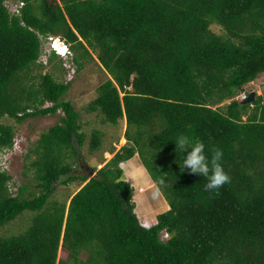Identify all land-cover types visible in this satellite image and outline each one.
<instances>
[{
  "label": "trees",
  "instance_id": "1",
  "mask_svg": "<svg viewBox=\"0 0 264 264\" xmlns=\"http://www.w3.org/2000/svg\"><path fill=\"white\" fill-rule=\"evenodd\" d=\"M17 1L0 0V149L16 137L3 118L64 115L31 150L35 189L13 195V177L0 169V228L35 213L26 232L0 236V264H264V94L236 98L264 73V0H19L20 14L9 9ZM49 36L69 44L79 68L96 52L110 77L88 111L112 124L126 118V144L90 175L64 159L77 160L87 138L65 99L71 82L51 72L28 80L44 66ZM180 132L223 149L231 183L219 194L180 171L172 140ZM101 136L93 131L91 149ZM137 154L170 206L150 227L122 168ZM77 181L69 201L51 200L58 184Z\"/></svg>",
  "mask_w": 264,
  "mask_h": 264
},
{
  "label": "rangeland",
  "instance_id": "2",
  "mask_svg": "<svg viewBox=\"0 0 264 264\" xmlns=\"http://www.w3.org/2000/svg\"><path fill=\"white\" fill-rule=\"evenodd\" d=\"M11 8L13 11V9L19 7H15V4H13ZM212 28L218 33L224 32L222 27L217 24L212 25ZM43 45L44 49H46V44L44 42ZM62 58L55 57L52 61H49L48 56V63L45 64L44 60L47 59V56L42 57L41 62L44 66L42 69L34 66L33 69L30 70L28 80L35 81L36 75L41 72H51L57 80L71 82L70 89L65 95V99L72 101L75 108L80 112L81 131L83 130L86 132L87 138L85 143L81 146V155L77 160L72 156L70 158L64 156V159L65 162H71L74 167H76L77 164L79 165L76 169V173L90 175L92 171L91 168H100L113 157L111 153L113 149L118 150L126 144L127 139L125 137V131L127 122L126 118L120 119L118 124L104 122L102 114L88 111L89 104L96 99L100 93L101 84L110 77L97 59L96 52H93L91 58L85 57L83 59L85 64L82 68H79L77 63L72 61L71 56L69 59ZM248 84H250V86L248 85L247 88H250L251 91H256V98L258 95H263L264 73L260 74L254 81ZM244 93L245 92L242 90L239 91V96H236V98L241 99V95ZM232 99H229L225 103H229ZM51 104V102H47L44 107ZM63 115V111L59 109L55 114L28 118L20 123L8 117L1 120L3 123L14 125L16 129L13 148L0 149V169L6 170L12 175L13 178L9 182V187L13 195H16L20 186L24 184H28L31 190L35 189L34 171L33 169H28L31 161L36 157V154L32 153L31 150L36 147L41 134L46 132L51 126L60 123ZM95 129L102 132V142L97 149H91L90 142L92 133ZM28 154L32 155V157H27ZM122 168L124 169L127 179L135 188L134 200L136 203V212L140 221L145 226L154 225L157 223L158 214L170 208L165 196L157 184L152 180L138 154L129 159V161L122 163ZM79 182L81 181L58 184L51 200H57L59 202L69 201V197L77 191L81 185ZM34 216V212L25 211L15 220L2 226L0 228V236H13L26 232L29 230ZM66 254L64 249L61 248L59 257L65 258L67 257ZM80 256L82 259H87L89 253L83 250Z\"/></svg>",
  "mask_w": 264,
  "mask_h": 264
},
{
  "label": "clouds",
  "instance_id": "3",
  "mask_svg": "<svg viewBox=\"0 0 264 264\" xmlns=\"http://www.w3.org/2000/svg\"><path fill=\"white\" fill-rule=\"evenodd\" d=\"M21 1L13 2L20 3ZM9 7V6H8ZM12 11V9L9 7ZM14 13V12H13ZM16 13V12H15ZM20 14V13H17ZM51 41L48 39L46 44V49L42 52L41 58L46 57L44 63H48V56L52 54V52L56 53V50L50 49ZM68 44V43H67ZM69 45V44H68ZM66 55H60L61 57L70 58L72 55V51L70 49ZM40 58V61H41ZM248 94H242L241 99L243 100ZM176 145V152L179 155V165L180 171H188L190 174H194L202 177L206 180L204 184L203 190L210 194L215 193L219 194V190L226 184L231 183V176L225 170L223 166L224 152L220 147H210L206 145V143L194 137L193 135L187 132H180L172 139ZM135 199V198H134ZM142 223V222H141ZM145 226V225H144ZM151 226V225H150ZM146 226V227H150ZM166 233L169 236V233L164 230L163 237L168 238Z\"/></svg>",
  "mask_w": 264,
  "mask_h": 264
},
{
  "label": "built area",
  "instance_id": "4",
  "mask_svg": "<svg viewBox=\"0 0 264 264\" xmlns=\"http://www.w3.org/2000/svg\"><path fill=\"white\" fill-rule=\"evenodd\" d=\"M9 4L11 6L13 4H15V7H19L17 9H13V12L20 13V8L23 5L22 1L19 4L18 3H13V2H9ZM48 39L51 41L50 49L56 50L57 54L66 55L67 56L68 52H70L69 45L61 37L49 36ZM166 236L168 237L167 233H166Z\"/></svg>",
  "mask_w": 264,
  "mask_h": 264
},
{
  "label": "water",
  "instance_id": "5",
  "mask_svg": "<svg viewBox=\"0 0 264 264\" xmlns=\"http://www.w3.org/2000/svg\"><path fill=\"white\" fill-rule=\"evenodd\" d=\"M256 91H251L248 93V95L242 100L244 104L254 102L256 99Z\"/></svg>",
  "mask_w": 264,
  "mask_h": 264
},
{
  "label": "bare ground",
  "instance_id": "6",
  "mask_svg": "<svg viewBox=\"0 0 264 264\" xmlns=\"http://www.w3.org/2000/svg\"><path fill=\"white\" fill-rule=\"evenodd\" d=\"M123 163V162H122ZM127 163V162H126Z\"/></svg>",
  "mask_w": 264,
  "mask_h": 264
},
{
  "label": "crops",
  "instance_id": "7",
  "mask_svg": "<svg viewBox=\"0 0 264 264\" xmlns=\"http://www.w3.org/2000/svg\"><path fill=\"white\" fill-rule=\"evenodd\" d=\"M127 161H129V160H127Z\"/></svg>",
  "mask_w": 264,
  "mask_h": 264
}]
</instances>
